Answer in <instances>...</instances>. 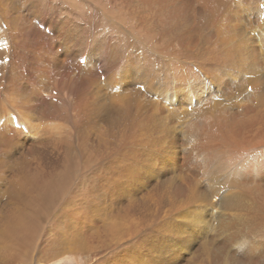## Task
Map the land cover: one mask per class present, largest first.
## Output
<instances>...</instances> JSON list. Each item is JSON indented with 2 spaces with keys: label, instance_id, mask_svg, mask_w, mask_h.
I'll list each match as a JSON object with an SVG mask.
<instances>
[{
  "label": "bare ground",
  "instance_id": "1",
  "mask_svg": "<svg viewBox=\"0 0 264 264\" xmlns=\"http://www.w3.org/2000/svg\"><path fill=\"white\" fill-rule=\"evenodd\" d=\"M261 5L0 0V264H264Z\"/></svg>",
  "mask_w": 264,
  "mask_h": 264
},
{
  "label": "snow or ice",
  "instance_id": "2",
  "mask_svg": "<svg viewBox=\"0 0 264 264\" xmlns=\"http://www.w3.org/2000/svg\"><path fill=\"white\" fill-rule=\"evenodd\" d=\"M261 7L264 8V5H261ZM67 39H71V37H68ZM83 62L84 61H81V63H83ZM249 91H251V89H249ZM3 122H4L3 120H0V123H3ZM0 159H2V158H0ZM73 235H79V233H75L74 231L73 232H67V235L64 238L66 239L67 236H73ZM125 248H127V246H125ZM125 248H119L118 247L117 249H115L113 251L112 255L105 262V264H119V262L121 261V258L125 254Z\"/></svg>",
  "mask_w": 264,
  "mask_h": 264
},
{
  "label": "rangeland",
  "instance_id": "3",
  "mask_svg": "<svg viewBox=\"0 0 264 264\" xmlns=\"http://www.w3.org/2000/svg\"><path fill=\"white\" fill-rule=\"evenodd\" d=\"M180 165H181L180 167L182 168L184 164H183V163H180ZM213 211H214V210H212V212H213ZM212 212H211V215H212ZM211 217H212V216H211ZM214 220H215V218H214ZM214 220H212V221H214ZM213 224L215 225V222H214Z\"/></svg>",
  "mask_w": 264,
  "mask_h": 264
}]
</instances>
